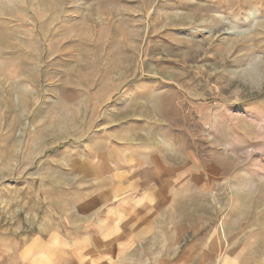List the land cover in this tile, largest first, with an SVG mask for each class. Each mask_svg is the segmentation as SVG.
I'll list each match as a JSON object with an SVG mask.
<instances>
[{
  "label": "rangeland",
  "instance_id": "374dc122",
  "mask_svg": "<svg viewBox=\"0 0 264 264\" xmlns=\"http://www.w3.org/2000/svg\"><path fill=\"white\" fill-rule=\"evenodd\" d=\"M263 72L264 0H0V264H63L119 183L105 264H264Z\"/></svg>",
  "mask_w": 264,
  "mask_h": 264
},
{
  "label": "crops",
  "instance_id": "0c3cea01",
  "mask_svg": "<svg viewBox=\"0 0 264 264\" xmlns=\"http://www.w3.org/2000/svg\"><path fill=\"white\" fill-rule=\"evenodd\" d=\"M138 162L142 168H145L144 165L146 164L141 159H138ZM122 174L123 172H120V175ZM144 188H147V186ZM146 195H143L144 200L142 196L135 194L133 188H123L122 183H119V187L111 193H98L97 210L93 209L92 212L85 211L82 213L87 217V221H83V223H87V226L84 225L83 228H87L88 232V235L80 241L83 244V250H76L75 252L73 247H70L69 250L66 248L68 256H66L63 264H105V245L107 243H114L116 247L119 246V249L127 246L130 250L136 240L132 235V228L136 231L137 227L136 222L131 217L137 207L140 206L139 204L143 205L147 201L150 192ZM108 198L116 203L109 209L100 208L99 204L103 200H108ZM139 198L142 200L140 203ZM64 233L65 235L57 236V244H73L74 238L72 235L68 236V229H65ZM57 264H59V261Z\"/></svg>",
  "mask_w": 264,
  "mask_h": 264
},
{
  "label": "bare ground",
  "instance_id": "6f19581e",
  "mask_svg": "<svg viewBox=\"0 0 264 264\" xmlns=\"http://www.w3.org/2000/svg\"><path fill=\"white\" fill-rule=\"evenodd\" d=\"M252 15L254 16V15H255V12H253ZM263 73H264V72H263ZM252 74H253V75H252ZM252 74H251V77H252L253 79L259 76L258 73H252ZM263 77H264V74H263Z\"/></svg>",
  "mask_w": 264,
  "mask_h": 264
}]
</instances>
